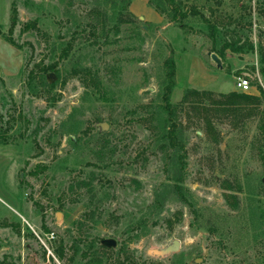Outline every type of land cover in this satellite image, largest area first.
Segmentation results:
<instances>
[{"label":"rangeland","instance_id":"obj_1","mask_svg":"<svg viewBox=\"0 0 264 264\" xmlns=\"http://www.w3.org/2000/svg\"><path fill=\"white\" fill-rule=\"evenodd\" d=\"M175 2L178 22L166 0H0V264H264V97L235 112L183 102L240 92L244 73L260 96L264 0ZM14 5L21 48L6 40ZM168 58L181 153L163 129Z\"/></svg>","mask_w":264,"mask_h":264},{"label":"trees","instance_id":"obj_2","mask_svg":"<svg viewBox=\"0 0 264 264\" xmlns=\"http://www.w3.org/2000/svg\"><path fill=\"white\" fill-rule=\"evenodd\" d=\"M169 3V13L170 18L172 21L178 22L180 21V18H186L187 13L186 11H182L181 5L175 2V0H166ZM12 23L10 28V34L6 36V40L11 43L14 46H17L21 48L22 46L17 44L15 39L12 37V34L14 32V29L19 24V18H18V10L16 6H13L12 10ZM36 30L39 31L40 28L38 27V20H32L27 23H25L22 27L21 32L25 33L28 31ZM232 49L235 53H247V52H253L254 46L253 44H249L247 48L245 46H238L236 43L232 44L230 42H226L225 45H223L221 52L225 54L226 50ZM71 51V44H69L62 52V58H67L70 55ZM261 74L264 76V52L261 50ZM37 67L40 68V71L42 73L46 74L50 71H55L57 74H59V71L57 70V63L51 64L49 66H45L43 63L37 64ZM164 68L166 70V77H165V83L163 88V94L162 99L164 102L165 112L167 113L168 117L166 120V126H163V129L165 131L166 139L168 140V144L175 150L176 153H181L184 149V143L180 139L179 135V127L175 120V115L177 114L176 106L171 103V96L173 94L174 89L176 88L177 82H176V65L175 61L171 58H168L164 62ZM81 75H84L85 79L89 77V79H93V75L91 74V70L87 69H75L73 71L72 77H80ZM260 89V96H256L254 94H247L243 92H230L228 94H221L220 98L214 99V96L212 92L210 91H198L195 89L188 90L186 94L183 97V102H186L191 99V95L197 98L199 100V103H195L197 106H204V107H210V111H216V110H224V111H231L235 112L238 111L239 108L250 105V104H262L261 100L264 97V89L262 87H259ZM210 101V103H206ZM209 105V106H207ZM4 117L0 114V131L2 127L4 126ZM210 123V121H209ZM211 124V123H210ZM7 129V128H6ZM5 134V133H4ZM2 136V137H1ZM9 143L8 138L6 136H3L0 132V144H7ZM180 168H178L179 170ZM46 170V167H42V171ZM177 171V170H176ZM38 171L33 172V175H37ZM178 175V172L176 173ZM180 176L176 177V183L174 186V191L177 193V195L180 197L181 201L184 203H189L188 197L186 193L183 191V186L181 182L183 181ZM45 231L49 233V229L45 227Z\"/></svg>","mask_w":264,"mask_h":264},{"label":"water","instance_id":"obj_3","mask_svg":"<svg viewBox=\"0 0 264 264\" xmlns=\"http://www.w3.org/2000/svg\"><path fill=\"white\" fill-rule=\"evenodd\" d=\"M213 59L215 61L220 62L219 58L216 55H213ZM50 78L52 80H54L56 78V75L54 73H52V74H50ZM103 128L107 129L108 126L104 125ZM102 244L104 246L108 247V248H112V247H116L117 246V241L115 239H103L102 240ZM180 245H181V242L179 240H174L172 242V244H170L169 246H167L164 249H150L148 251V254L149 255H154V256H157V257H161V256L168 255V254H173V253H176V252L179 251Z\"/></svg>","mask_w":264,"mask_h":264},{"label":"built area","instance_id":"obj_4","mask_svg":"<svg viewBox=\"0 0 264 264\" xmlns=\"http://www.w3.org/2000/svg\"><path fill=\"white\" fill-rule=\"evenodd\" d=\"M236 87L238 91L243 93H249L253 85L250 80V75L244 73L236 78Z\"/></svg>","mask_w":264,"mask_h":264}]
</instances>
